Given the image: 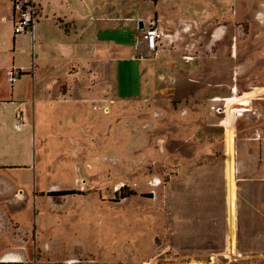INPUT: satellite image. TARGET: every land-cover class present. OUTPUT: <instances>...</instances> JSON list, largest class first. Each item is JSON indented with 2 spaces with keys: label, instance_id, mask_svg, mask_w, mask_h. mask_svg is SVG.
<instances>
[{
  "label": "rangeland",
  "instance_id": "obj_1",
  "mask_svg": "<svg viewBox=\"0 0 264 264\" xmlns=\"http://www.w3.org/2000/svg\"><path fill=\"white\" fill-rule=\"evenodd\" d=\"M159 2L110 0L115 22L100 38L129 48L150 21L164 38L143 69L111 55L104 101L80 92L53 109L70 98L62 83L41 100L46 120L39 98L31 106L29 165L0 171V264H264V201H236L243 255L226 244L230 169L236 186L264 177V0ZM10 11L6 0L0 14ZM178 15L186 44L166 36ZM30 60L20 45L14 67ZM89 77L83 91L97 85ZM22 96L0 110L10 131ZM236 97L252 103L242 117Z\"/></svg>",
  "mask_w": 264,
  "mask_h": 264
},
{
  "label": "crops",
  "instance_id": "obj_2",
  "mask_svg": "<svg viewBox=\"0 0 264 264\" xmlns=\"http://www.w3.org/2000/svg\"><path fill=\"white\" fill-rule=\"evenodd\" d=\"M5 1L0 0V11ZM7 1L10 5V15L3 16L0 14V23H3V25L0 24V110L2 105L8 107V103L14 102L12 98L15 93L18 94L22 91L23 96L18 99L19 102L15 104L12 112V131L9 130L7 122L0 111V171L20 170L19 167L29 165V162H26L30 155L31 145L30 139L27 137L29 134V110L31 106L34 107L33 103L36 104V99L39 98L40 101L37 108L39 110L38 120L47 119V113L44 114L47 105L42 103L41 100L44 99L46 102V97L51 90L54 89V92H57L62 83L68 84L69 101L57 102L52 105L54 106L53 109L57 108L58 104H66L75 100L76 94L80 92H86V96L90 95L91 101L96 99L98 101L103 99L104 101L110 91V68L108 64L112 60L111 55L113 54L118 59L122 55L131 60L138 59L143 69L144 56L149 53L143 39L141 40L138 37L129 48L120 43L112 44L108 38L99 37L101 33L111 31V24L115 22L111 21L110 18V0H35L37 15L33 31L32 33L27 32L19 35L13 33L14 19L17 13L13 9L12 1ZM154 2L156 8H159V0H154ZM154 17H157L160 22L157 13ZM177 17L179 21L183 22L182 25L180 28H176L179 22L178 20H172L175 34H167L166 36L174 37L173 39H176L179 44H186L191 39L185 38L181 32L184 29L191 31V27L185 17L183 18L181 15ZM140 23L142 22L139 21V25ZM196 23L198 29L195 36L199 32L201 33L204 26L202 21L196 20ZM187 27L189 29H186ZM20 45L24 50L29 51L31 60L27 66L16 64L15 68V54L18 53ZM239 65L236 67H239ZM12 68L23 69L22 75L27 73L30 81L23 90H21V87L15 86V83H18L21 77L15 83L10 82L8 73ZM235 73L234 77H237V72ZM90 75L95 78L97 85L93 89L83 91L84 88L80 84L83 81L88 83L87 78H90ZM80 78L83 81L79 82ZM5 82L9 83L10 86L9 95L5 94ZM236 90L237 82L230 86V92L235 93ZM77 104L82 108L84 107V103ZM18 124L20 125L19 128H17ZM41 124L44 125L45 123L42 122ZM21 159L24 160L21 162ZM261 171L264 174V164ZM263 198L264 177L254 181V186L247 183L240 186L235 185L234 235H231V231L230 234L226 235V244H228V251L233 249L236 258L242 256L244 250L243 237L240 233L242 227L238 224L240 219H237L236 215V201H264ZM242 205L245 208L246 204L243 203Z\"/></svg>",
  "mask_w": 264,
  "mask_h": 264
},
{
  "label": "built area",
  "instance_id": "obj_3",
  "mask_svg": "<svg viewBox=\"0 0 264 264\" xmlns=\"http://www.w3.org/2000/svg\"><path fill=\"white\" fill-rule=\"evenodd\" d=\"M13 4V9L17 13L14 19L13 33L15 35L32 33L34 23L36 21V4L35 0H11ZM164 38V34L160 27L157 25L156 21H150L146 26L143 39L146 48L149 52H156L160 41ZM23 69L12 68L9 70V80L11 83H15L22 75ZM217 101V100H215ZM228 122H226V125ZM19 124L17 128H19ZM214 257H211L213 261ZM191 264V263H190ZM201 264V263H200Z\"/></svg>",
  "mask_w": 264,
  "mask_h": 264
},
{
  "label": "bare ground",
  "instance_id": "obj_4",
  "mask_svg": "<svg viewBox=\"0 0 264 264\" xmlns=\"http://www.w3.org/2000/svg\"><path fill=\"white\" fill-rule=\"evenodd\" d=\"M214 100H222V99H220V98H215ZM229 100H231V102L233 103V104H235L236 106H245V105H247L248 103H249V99H245V98H239V97H236V98H233V99H231V98H229ZM240 109H236V111H239ZM246 109H242L241 111H245ZM227 142V141H226ZM234 151H233V143H232V140L230 141V143H229V155L231 156V158H232V156L234 155V153H233ZM227 163V162H226ZM229 164V167H231V164H232V161H231V164L230 163H228ZM235 171V170H234ZM202 173V172H201ZM233 174H234V172L232 171V168L230 169V188H229V194H228V205H229V210H230V215H229V217H228V220H230V218H232L233 216H235V183H234V181H233ZM229 176V175H228ZM204 180V179H203ZM239 185V184H238ZM254 186V185H253ZM248 195V194H247ZM242 197H243V195H242ZM247 199V198H246ZM251 200H252V198H251ZM263 200H264V198H263ZM219 201V200H218ZM211 202V201H210ZM243 202V201H242ZM245 202V201H244ZM212 206H213V204H211ZM235 218V217H234ZM228 223H230V221L228 222ZM230 231H231V235L233 236L234 235V227L233 228H231L230 227ZM232 236H231V240H232V242H233V239H232ZM232 248V247H231ZM233 254V253H232Z\"/></svg>",
  "mask_w": 264,
  "mask_h": 264
},
{
  "label": "water",
  "instance_id": "obj_5",
  "mask_svg": "<svg viewBox=\"0 0 264 264\" xmlns=\"http://www.w3.org/2000/svg\"><path fill=\"white\" fill-rule=\"evenodd\" d=\"M139 27L142 29V28H144V25H143V22L142 23H140V25H139ZM251 101H249V103L247 104V105H245V106H240L238 109H240L239 111H238V116L239 117H242V116H244L247 112H250L251 110H252V108H251ZM242 109H246L245 111H241Z\"/></svg>",
  "mask_w": 264,
  "mask_h": 264
},
{
  "label": "trees",
  "instance_id": "obj_6",
  "mask_svg": "<svg viewBox=\"0 0 264 264\" xmlns=\"http://www.w3.org/2000/svg\"><path fill=\"white\" fill-rule=\"evenodd\" d=\"M123 191V190H126V188L125 187H122L121 189H120V191ZM74 193H77L76 191H74V190H63V191H59V192H57V193H54L55 195H60V196H63V195H68V194H74ZM124 194V193H123ZM130 194H133V193H129V195ZM126 196H128V195H124V197H126Z\"/></svg>",
  "mask_w": 264,
  "mask_h": 264
}]
</instances>
